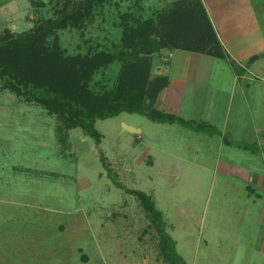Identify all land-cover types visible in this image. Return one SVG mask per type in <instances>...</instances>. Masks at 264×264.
I'll return each instance as SVG.
<instances>
[{"label":"rangeland","instance_id":"obj_1","mask_svg":"<svg viewBox=\"0 0 264 264\" xmlns=\"http://www.w3.org/2000/svg\"><path fill=\"white\" fill-rule=\"evenodd\" d=\"M84 1L0 0V35L56 17L65 2ZM253 2L264 30V0ZM160 10L159 0H97L83 27H60L56 36L69 55L114 51L125 19L134 24ZM173 49L151 54L150 79L166 77L168 84ZM119 68L114 61L95 72L91 87H111ZM163 88L153 107L171 113ZM252 118L264 127V109H252ZM243 121L234 138L250 132ZM95 128L99 143L0 85V264H168L157 223L127 189L152 199L186 264H263L253 247L264 234V212L217 167L218 158L242 154L236 147L224 149L217 134L139 113L97 119Z\"/></svg>","mask_w":264,"mask_h":264},{"label":"trees","instance_id":"obj_2","mask_svg":"<svg viewBox=\"0 0 264 264\" xmlns=\"http://www.w3.org/2000/svg\"><path fill=\"white\" fill-rule=\"evenodd\" d=\"M96 1L85 0L79 6L65 2L56 17L42 18L25 31L14 33L5 29L0 35V85L17 95L25 94L29 102L56 114L64 128L80 127L96 143L100 134L95 121L122 112L139 113L155 122H177L196 132L220 134L207 122L183 119L153 107L158 92L167 85V78L150 79L151 54L167 47L225 57L200 0H176L155 17L136 18L134 24L124 18L120 44L114 51L66 54L56 31L68 25L83 27ZM114 61L120 62L115 83L108 89L94 90L90 81L95 72ZM224 141L257 150L256 145L233 141L227 134ZM127 191L140 197L157 223L161 253L168 264H186L177 254L174 240L166 233L162 213L152 199L140 190Z\"/></svg>","mask_w":264,"mask_h":264},{"label":"crops","instance_id":"obj_3","mask_svg":"<svg viewBox=\"0 0 264 264\" xmlns=\"http://www.w3.org/2000/svg\"><path fill=\"white\" fill-rule=\"evenodd\" d=\"M174 1L159 0V9ZM200 2L225 57L181 48L170 51L165 70L170 78L161 101L166 111L183 119L215 126L224 149L234 146L242 153L239 157L224 156L222 162L218 158L217 167L222 173H230L232 184L245 189V199L260 215L264 212V127L255 126L252 118V109H264V87L257 85L264 84V30L256 16L258 6L253 0ZM245 116L250 120L243 123L250 132L244 138H234L232 132ZM225 134L233 141L254 144L257 150L226 143ZM262 225L264 228V221ZM260 237L253 249L264 258V234Z\"/></svg>","mask_w":264,"mask_h":264},{"label":"water","instance_id":"obj_4","mask_svg":"<svg viewBox=\"0 0 264 264\" xmlns=\"http://www.w3.org/2000/svg\"><path fill=\"white\" fill-rule=\"evenodd\" d=\"M130 129H133L135 131V128H130Z\"/></svg>","mask_w":264,"mask_h":264}]
</instances>
